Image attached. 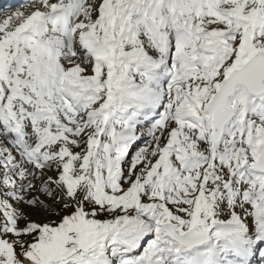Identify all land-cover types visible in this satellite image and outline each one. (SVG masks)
I'll list each match as a JSON object with an SVG mask.
<instances>
[{
	"label": "snow or ice",
	"instance_id": "6c2138e0",
	"mask_svg": "<svg viewBox=\"0 0 264 264\" xmlns=\"http://www.w3.org/2000/svg\"><path fill=\"white\" fill-rule=\"evenodd\" d=\"M0 20V264H264V0H27Z\"/></svg>",
	"mask_w": 264,
	"mask_h": 264
},
{
	"label": "rangeland",
	"instance_id": "374dc122",
	"mask_svg": "<svg viewBox=\"0 0 264 264\" xmlns=\"http://www.w3.org/2000/svg\"><path fill=\"white\" fill-rule=\"evenodd\" d=\"M7 14H8V12L5 13V14H3V15L0 17V20H2L3 18H5ZM255 259H256L258 262H260L259 257H256Z\"/></svg>",
	"mask_w": 264,
	"mask_h": 264
},
{
	"label": "bare ground",
	"instance_id": "6f19581e",
	"mask_svg": "<svg viewBox=\"0 0 264 264\" xmlns=\"http://www.w3.org/2000/svg\"><path fill=\"white\" fill-rule=\"evenodd\" d=\"M20 10H23V8H21ZM15 12V11H14Z\"/></svg>",
	"mask_w": 264,
	"mask_h": 264
}]
</instances>
